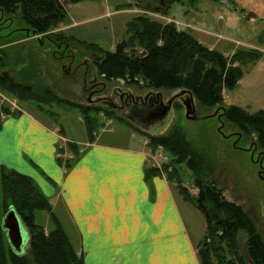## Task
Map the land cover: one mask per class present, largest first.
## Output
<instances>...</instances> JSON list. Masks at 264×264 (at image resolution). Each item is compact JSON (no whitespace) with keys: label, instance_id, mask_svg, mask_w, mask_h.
I'll use <instances>...</instances> for the list:
<instances>
[{"label":"trees","instance_id":"1","mask_svg":"<svg viewBox=\"0 0 264 264\" xmlns=\"http://www.w3.org/2000/svg\"><path fill=\"white\" fill-rule=\"evenodd\" d=\"M78 1L81 0H0V22L3 20L2 14L14 19V25L19 26L17 29L0 27V33L7 32V35L0 36V40L10 42L14 36L28 31L27 37L40 36L41 41L65 48L82 47L90 53L98 74L104 80H122L128 85H137L141 80L146 89L159 91L186 89L192 93L201 110L213 113L216 108H223L221 116L227 125L247 138L256 136L260 147L264 148V110L250 114L238 106L226 107L222 95L223 90L236 87L245 68L261 58L260 51L237 48L230 57H226L200 43L190 30H177L171 22L163 24L136 16L126 23L124 36L110 52L59 30L60 24L68 22L64 3ZM181 1L167 0L164 14H167L172 3ZM129 6L128 9L131 8ZM8 67V55L0 50V90L5 94L19 102L32 101L41 111V103L62 102L48 88L36 89L28 84L31 79L28 72L20 69V72L11 74L6 71ZM18 72L26 82H17ZM72 106L78 108L83 116L87 138L93 141L92 131L99 124L89 116L92 109L80 104ZM17 113L0 106V125L2 116ZM135 130L147 137L145 132ZM148 137L151 148L161 146L168 156L162 167L165 178L182 201L192 205L203 218L204 235L196 249L199 263L225 264L227 255L231 259L227 264H264V241L257 227L242 207L228 203L220 195L213 178L214 165L208 157L196 150L176 125L163 135ZM68 148L75 156L78 155L76 144H68ZM57 160L64 171L73 162ZM180 166L191 174L197 189L195 196H191L183 186ZM157 173H160L157 169L148 168L146 177ZM10 208L15 210L28 233L26 254L14 253L2 229V218ZM42 212L48 215L50 225L47 231L37 222V213ZM241 234L245 237V256L239 253L238 248ZM207 238L211 239V243L205 242ZM0 264H82L48 199L29 177L5 166H0Z\"/></svg>","mask_w":264,"mask_h":264},{"label":"rangeland","instance_id":"2","mask_svg":"<svg viewBox=\"0 0 264 264\" xmlns=\"http://www.w3.org/2000/svg\"><path fill=\"white\" fill-rule=\"evenodd\" d=\"M167 0H81L78 2L64 3L68 16L73 20L81 21L74 24V28L67 33L77 34L87 43L99 45L102 49L113 52L116 44L122 39L125 32L126 23L136 16H143L150 20L160 23H173L177 30H190L194 36L204 35L200 38L201 42L207 44L209 49H215L224 56L230 57L231 50L239 49L240 45L236 41L244 43H254L257 49L264 48V0H256L259 16L255 21H249L243 16L247 12L251 0H182L170 5L167 14H164ZM131 5V8L128 9ZM261 8V9H260ZM236 9V11H235ZM244 11H243V10ZM159 10V11H156ZM248 17V16H247ZM6 18V17H5ZM17 29L18 24L14 25ZM6 34L0 33V36ZM261 34V35H260ZM209 36V38H205ZM15 37V38H14ZM10 39V42L0 40V50L5 51L10 61V67L7 72L14 74L15 71L23 69L31 76L28 84H32L36 89L48 88L62 102L38 103L41 109L48 112L46 116L55 123L63 126L66 132L69 131L74 137L80 138L84 133V119L78 111V108L72 104L81 102L78 94L73 88L80 78L67 77L66 72L59 66L52 56L55 46L48 41H41L40 38H31L30 42L24 41L26 34H19ZM39 42H42V45ZM236 47V48H235ZM256 49V50H257ZM75 61L78 62L85 56L90 59V53L77 47ZM91 64L90 62H88ZM255 64V63H254ZM249 65L244 70L243 77L239 80L236 87L232 90H223V105L238 106L248 113H254L262 105L264 106V63L254 66ZM20 72V71H19ZM17 73V82H26ZM31 72V73H30ZM104 80V79H103ZM106 89L128 87L133 93L144 95L146 87L139 80L137 85H128L124 81L111 80L105 81ZM226 91V92H225ZM42 92V90H40ZM173 91H161L163 98H167ZM65 100V101H63ZM28 103H34L27 101ZM16 98L11 97L0 90V106L8 108L10 112H20V105ZM35 104V103H34ZM23 105V104H22ZM92 110L89 112L90 118L96 124L92 131L95 139L103 132H115L119 134L123 128L138 129L127 122L116 112L110 111L104 107L88 106ZM212 111H203L197 105V115L199 118L193 121L184 118L181 106L174 108L170 123L162 132L155 130L156 135L165 134L169 128L176 125L187 136V139L193 144L196 150L205 154L214 165L213 178L215 186L219 187L230 200L240 204L250 219L257 227L264 241V180L259 177L260 167L250 160L249 153L241 148L233 146L234 136L226 137L229 134H235L236 129L227 125L222 120V135L217 128L219 121L217 116L203 119L201 116L211 114ZM128 130V129H127ZM59 133V131H58ZM146 145L150 154L146 168H155L163 176V165L167 162L168 156L162 147L151 148L148 135L146 133ZM93 139V141H94ZM119 141L121 139L119 138ZM249 138L239 143L240 147L248 144ZM68 144H74L64 138L59 139L57 157L61 161H74L83 151L82 146H77L78 155H74L68 148ZM238 145V144H237ZM151 146V147H150ZM181 167V166H180ZM183 177V186L191 196H195L197 189L193 184L191 174L185 168L181 167ZM165 177V176H164ZM264 177V175H263ZM173 187V186H172ZM174 189V188H173ZM179 203L184 221L188 231L191 233L195 248L203 238L205 224L200 213L190 204L184 203L181 197L174 189ZM60 221L72 239V232L67 225L65 216L61 209H56ZM37 222L44 226L47 231L50 223L46 213H37ZM201 239V240H200ZM206 243H211L207 238ZM72 244V243H71ZM239 253L245 256V237L243 234L238 238ZM28 251V245L25 247V254ZM231 259L225 255V264ZM215 263V262H214Z\"/></svg>","mask_w":264,"mask_h":264},{"label":"crops","instance_id":"3","mask_svg":"<svg viewBox=\"0 0 264 264\" xmlns=\"http://www.w3.org/2000/svg\"><path fill=\"white\" fill-rule=\"evenodd\" d=\"M256 6L251 0L243 12L249 21L260 14ZM78 22L68 16L59 30L86 41L67 33ZM236 43L257 49L254 43ZM258 51L262 56L254 66L264 63V48ZM22 104L19 113L1 121L0 166L29 177L58 217L61 209L82 264H200L172 185L161 173L146 177L150 154L142 133L123 128L117 136L116 130L103 132L89 141L84 128L76 138L36 104ZM62 137L83 147L66 171L56 156Z\"/></svg>","mask_w":264,"mask_h":264},{"label":"flooded vegetation","instance_id":"4","mask_svg":"<svg viewBox=\"0 0 264 264\" xmlns=\"http://www.w3.org/2000/svg\"><path fill=\"white\" fill-rule=\"evenodd\" d=\"M1 18H3L2 23L0 22V27H12L11 29H16L14 27V19L10 17H4L1 14ZM21 33V31H20ZM4 36L7 35L3 34ZM42 45V42L38 43ZM55 49L52 51L53 58L57 61L59 66L66 72L67 77H77L80 80L73 85L75 88V92L78 94L81 102L80 105L85 106H96V107H104L110 111L116 112L120 115L121 112L129 111L131 108L140 109L144 107H152L156 108L158 105V98L156 95H150L148 98H142L149 90H146L144 95H141V98L136 99L135 96L138 94L133 93L128 87H118L112 89H106V80L98 74L96 70V66L92 59H88L85 56L81 58L78 62L75 61V56L77 54V48H65L63 45H55ZM90 62L91 64H89ZM139 96V95H138ZM168 98V97H167ZM163 98V99H167ZM179 105L178 103L173 104V108ZM222 110H218L217 117L219 116L218 121L219 124H222L223 117L221 116ZM146 123V122H145ZM136 126L135 124H133ZM157 123H151L144 125L149 131H152L156 128ZM139 128L138 126H136ZM223 124L221 126L222 133ZM223 134V133H222ZM224 135V134H223ZM235 137L233 146L236 148H241L245 152L249 153L250 160L254 164H258L260 169L259 177L264 180V148L260 147L258 142V138L254 135L249 136V142L245 145V147H240L239 143L246 140L245 137L240 131H236V134H229L226 137ZM238 144V145H237ZM220 195L224 197L225 201L228 203H234L237 206H240L239 203L230 200L226 194L217 187ZM229 199V200H228ZM241 207V206H240Z\"/></svg>","mask_w":264,"mask_h":264},{"label":"water","instance_id":"5","mask_svg":"<svg viewBox=\"0 0 264 264\" xmlns=\"http://www.w3.org/2000/svg\"><path fill=\"white\" fill-rule=\"evenodd\" d=\"M26 34L28 35V31H26ZM150 95H156L158 98V105L156 108H131L129 111L126 110L125 112H121L120 116L130 123L135 124L140 130L145 132H148L149 130L144 125L157 123L156 128L151 131L153 133L156 129L162 131L170 123L174 103H178L182 107L184 118L186 120L193 121L199 118L196 112V99L192 93L186 89H179L172 92L167 99H163L161 91L150 90L142 98L146 99ZM135 98L138 99L141 97L136 95ZM218 110L219 109L216 108L212 114L202 116V118L214 117L217 115ZM221 126L222 124H219V127L217 128L219 132L221 131ZM1 226L5 231L8 244L14 253L17 255L24 254L25 247L28 245L29 237L13 208H10L3 216Z\"/></svg>","mask_w":264,"mask_h":264},{"label":"built area","instance_id":"6","mask_svg":"<svg viewBox=\"0 0 264 264\" xmlns=\"http://www.w3.org/2000/svg\"><path fill=\"white\" fill-rule=\"evenodd\" d=\"M158 150H160V148H158Z\"/></svg>","mask_w":264,"mask_h":264}]
</instances>
